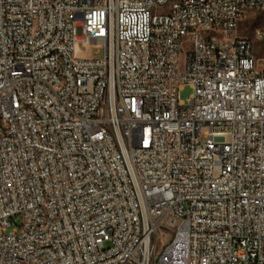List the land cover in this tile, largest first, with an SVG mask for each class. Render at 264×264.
<instances>
[{
	"label": "built area",
	"instance_id": "built-area-1",
	"mask_svg": "<svg viewBox=\"0 0 264 264\" xmlns=\"http://www.w3.org/2000/svg\"><path fill=\"white\" fill-rule=\"evenodd\" d=\"M249 12L264 0H0V264H264Z\"/></svg>",
	"mask_w": 264,
	"mask_h": 264
},
{
	"label": "rangeland",
	"instance_id": "rangeland-1",
	"mask_svg": "<svg viewBox=\"0 0 264 264\" xmlns=\"http://www.w3.org/2000/svg\"><path fill=\"white\" fill-rule=\"evenodd\" d=\"M250 15L244 18L238 28V34L245 36L253 40L254 49L253 55L259 62L260 70L264 71V41L257 40L255 38V30L257 28L264 29V13L262 12H249ZM104 55V50H100L98 53L94 49L90 51V56L94 58H101ZM22 216L16 215L11 220V225L8 227L7 231H12L13 229H19L22 225ZM158 250L161 251L163 244L168 243L171 239V235L165 229L159 232L158 237Z\"/></svg>",
	"mask_w": 264,
	"mask_h": 264
}]
</instances>
